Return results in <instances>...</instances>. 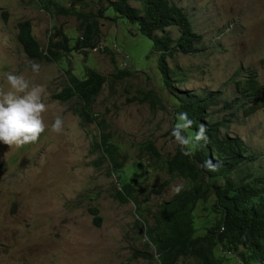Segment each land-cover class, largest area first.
I'll list each match as a JSON object with an SVG mask.
<instances>
[{"label": "rangeland", "instance_id": "1", "mask_svg": "<svg viewBox=\"0 0 264 264\" xmlns=\"http://www.w3.org/2000/svg\"><path fill=\"white\" fill-rule=\"evenodd\" d=\"M59 1L67 6L73 2ZM93 1L86 0L89 9L81 1L76 8L97 10ZM169 1L188 15L195 33L202 36L199 53H177L166 59L177 80L175 92L162 82L151 40L112 9L106 13L111 19L101 21L97 49L86 56L72 53L59 64L36 62L40 71L34 73L29 64L32 60L17 40V23L30 20L43 49L52 28L75 37L79 23L74 17L46 13L36 0H0V89L9 90L7 73L22 75L30 85L45 87L48 109L43 113L46 130L36 143L10 147L0 142V264H156L141 257L154 252L151 247L146 250L144 226L136 221L140 217L152 225V215L177 194L176 186L181 185V191L187 186L163 169V162L179 146L171 135L177 96L219 92L220 104L210 112L221 119L228 118L222 108L224 101L233 98L234 88L226 82L236 71H255L264 85V0ZM131 4L140 7L138 2ZM164 33L174 41L179 37L173 27ZM86 68L107 78L116 69L131 73L122 81L107 79L92 108L98 119H105L112 142L120 148L124 167L119 172L98 162L96 125L82 126L71 113L72 103L52 99L65 84V69L83 79ZM148 91L157 95L164 109H152L148 102L140 101ZM57 115L63 119L59 133L51 130ZM223 132L239 138L256 157L253 168L264 172V107L246 118L239 115ZM147 142L154 143L159 161L143 150L142 144ZM166 180L169 183L164 185ZM125 183L136 188L139 206L120 204L110 197ZM89 208L99 211V226L93 224ZM210 213L211 200L198 205L196 224L214 219L216 215L208 216ZM216 251L225 257L223 264H240L221 246ZM250 264L256 263L252 260Z\"/></svg>", "mask_w": 264, "mask_h": 264}, {"label": "trees", "instance_id": "2", "mask_svg": "<svg viewBox=\"0 0 264 264\" xmlns=\"http://www.w3.org/2000/svg\"><path fill=\"white\" fill-rule=\"evenodd\" d=\"M79 1L90 8L86 0H73L69 6L59 0H36L37 7L48 14L74 17L79 23V34L71 37L54 27L43 49L33 33L31 21L21 20L17 23V40L28 59L59 64L72 53L86 56L87 52L99 46L101 21L111 19L106 13L112 9L118 17L137 25L138 33L151 40L152 49L158 55L162 82L167 89L175 92L173 85L177 80L173 79L166 59L173 58L177 53L195 55L199 53L202 41V36L195 33L190 18L180 7L169 0H94L97 10L87 11L76 8ZM131 1L140 3V7L132 6ZM170 27L179 32L175 41L164 33ZM241 70L226 82L234 88L233 98L223 103L222 110L228 118L217 119L210 112L220 104L219 92L200 95L182 92L176 98L173 122L177 123L179 113L187 112L194 123L186 134L194 135L204 124L208 139L189 146L190 154H185V149L179 145L174 154L163 162L166 174L183 179L187 186L158 207L152 215V225L140 217L136 221L144 226L142 236L146 250L151 247L154 252L141 254L149 263L223 264L226 263L225 257L216 251L221 246L240 264H250L252 260L256 264H264V172L253 168L256 157L249 153L239 138L229 137L223 132L239 115L246 118L264 107V85L259 82L258 75L252 70L242 74ZM64 72L65 84L52 95V99L60 104L72 103L71 113L82 126L96 125L98 140L94 142V148L100 151L98 162L100 165L109 164L112 171L119 172L124 167V162L120 161V148L112 142L105 119H98L92 108L107 79L122 81L131 73L116 69V73L107 78L86 68L84 78L80 79L70 70L65 69ZM140 101L148 102L152 109H164L153 91L146 92ZM142 148L150 158L160 160L153 142L142 144ZM206 161H211L216 170L209 171ZM168 183L166 180L163 184ZM135 192L132 183H125L110 197L120 204L132 202L139 206ZM154 193L158 194L159 190ZM210 200L212 213L208 216L215 214V218L196 224L197 206ZM88 212L93 224L99 226V211L89 208Z\"/></svg>", "mask_w": 264, "mask_h": 264}, {"label": "clouds", "instance_id": "3", "mask_svg": "<svg viewBox=\"0 0 264 264\" xmlns=\"http://www.w3.org/2000/svg\"><path fill=\"white\" fill-rule=\"evenodd\" d=\"M29 64L34 73L40 71L38 63L30 61ZM6 80L9 90L0 89V142L10 147L36 143L46 130L43 120V113L48 110L44 102L46 89L43 85H30L24 76L15 73H7ZM193 123L187 112H181L171 133L175 142L185 149V154H190L189 146L198 145L200 141L208 139L204 124L199 126L194 135L186 134ZM62 129L63 119L57 115L51 130L59 133ZM205 166L209 171L216 170L211 161H206ZM181 188L182 186L178 185L175 191L179 193Z\"/></svg>", "mask_w": 264, "mask_h": 264}]
</instances>
